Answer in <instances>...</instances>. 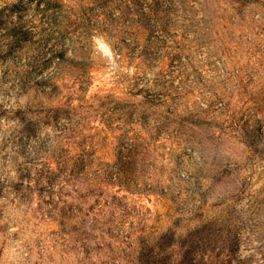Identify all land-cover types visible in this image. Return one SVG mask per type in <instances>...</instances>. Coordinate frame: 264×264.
<instances>
[{"label":"rangeland","instance_id":"1","mask_svg":"<svg viewBox=\"0 0 264 264\" xmlns=\"http://www.w3.org/2000/svg\"><path fill=\"white\" fill-rule=\"evenodd\" d=\"M0 264H264V0H0Z\"/></svg>","mask_w":264,"mask_h":264}]
</instances>
